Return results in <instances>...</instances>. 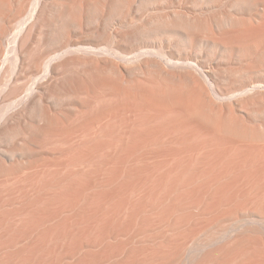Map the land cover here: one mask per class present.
Masks as SVG:
<instances>
[{"label":"bare ground","instance_id":"bare-ground-1","mask_svg":"<svg viewBox=\"0 0 264 264\" xmlns=\"http://www.w3.org/2000/svg\"><path fill=\"white\" fill-rule=\"evenodd\" d=\"M0 264H264V0H0Z\"/></svg>","mask_w":264,"mask_h":264}]
</instances>
